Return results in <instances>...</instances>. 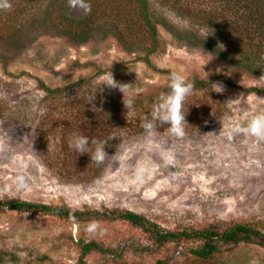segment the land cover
Segmentation results:
<instances>
[{
  "label": "rangeland",
  "instance_id": "374dc122",
  "mask_svg": "<svg viewBox=\"0 0 264 264\" xmlns=\"http://www.w3.org/2000/svg\"><path fill=\"white\" fill-rule=\"evenodd\" d=\"M148 2L157 18L181 31L190 29L188 21L170 9L169 1ZM157 28L166 47L151 56V66L139 60L140 53L126 52L116 37L101 33L76 42L26 25L16 38L0 39V53L6 57L5 65L0 62V185L14 183L17 174L25 175L29 184L22 195H0V199L71 209L131 210L167 230L249 223L264 232V140L244 133L231 139L222 135L232 123H247L253 114L264 113V94L244 93L236 86L264 88V82L207 51L176 42L161 25ZM200 66L208 72L207 78ZM160 69L180 71L190 80H211L222 74L236 86L215 82L223 85V91H215L213 84L212 90L199 91L194 97L203 105L215 102L222 109L214 120H205L200 131L188 130L177 138L145 130L126 141L100 174L80 178L66 174L60 160L50 157V150L62 151L63 140L70 137L58 131L60 121L67 120L77 107L70 99L77 96L95 107L102 92L121 100L124 95L153 102L161 91H167L168 77ZM108 71L119 83L120 73L131 83L124 94L102 82ZM82 78L86 79L83 85L61 91L57 98H45L39 85L63 88ZM165 149L172 153L174 163H165ZM140 166L144 171L138 176ZM92 224L96 229L89 231ZM79 239H95L123 251L117 259L91 253L85 258L87 264L157 261L156 255L132 252L133 246L150 241L142 229L124 220L66 221L0 210V252L7 253L4 258H16V263L3 264H77ZM191 244L197 242L183 243L173 264H264V248L256 243L223 247L219 255L204 261L189 254ZM173 251L169 245L158 257L171 258L176 254Z\"/></svg>",
  "mask_w": 264,
  "mask_h": 264
},
{
  "label": "trees",
  "instance_id": "16d2710c",
  "mask_svg": "<svg viewBox=\"0 0 264 264\" xmlns=\"http://www.w3.org/2000/svg\"><path fill=\"white\" fill-rule=\"evenodd\" d=\"M167 1L170 2L172 11L188 21L189 30L181 31L168 20L157 18L152 13L148 0H91L92 10L88 13L70 7L69 0H10V8L0 9V39L16 38L17 31L24 30L26 25L30 28L35 26L36 29H46L52 34L76 42H85L101 33L104 37H116L126 52L140 53L139 60L151 66V56L164 52L166 47V42L160 38L157 28L161 25L176 42L207 51L229 67H236L264 82V60L260 59L264 55V0ZM206 31L210 33L203 39ZM0 62L4 65L6 63V57L2 53ZM159 71L168 77L170 70ZM123 74L128 77V73ZM85 80L79 79L63 88H50L43 83L39 85L45 98H57L62 95L61 91L81 85ZM118 80L131 86L126 78H121V73L118 74ZM192 81L194 89L184 101L187 111L185 132L200 131L205 120H214L222 113L221 107L215 102H206L203 105L201 101L195 100L194 97L199 95V91L212 90L215 82L236 86L222 74L215 75L211 80L193 78ZM236 87L244 93L264 94V88ZM76 97L70 101L77 107L70 112V117H66L67 120L60 121L58 131L70 137L74 132L87 135L90 138V147H94L91 145L93 139L114 136L105 146L109 156L102 163H97L90 159L91 153L79 154L71 149L68 145L69 137L66 141L63 140L65 146L62 151L49 149L50 157L60 160L66 174L79 178L95 176L102 172L107 162L126 141L145 131L142 122L145 114L150 112L152 102L145 103L136 98L133 108L127 110L123 100L111 94L106 96L101 92L95 107ZM166 127V124L161 126L157 122L154 130L167 134ZM47 137H50V131ZM5 209L19 213L52 215L66 221H127L142 229L150 241L148 245L133 246L132 252L138 255H156L155 264H173L174 257L180 254V247L186 242H197V245H190L188 252L193 258L202 261L213 259L222 252L223 247L256 243L264 248V232L249 223H235L224 228L209 225L198 229L167 230L144 215L116 208L71 209L66 205L0 199V210ZM169 245L174 246L173 254H176L171 258H159L160 251ZM77 246L80 249L77 264H87L85 258L91 253L116 259L123 254L117 247L104 246L95 239H79ZM6 255L7 253L0 252V264L6 261L16 263L14 256L4 258Z\"/></svg>",
  "mask_w": 264,
  "mask_h": 264
},
{
  "label": "clouds",
  "instance_id": "9594fccd",
  "mask_svg": "<svg viewBox=\"0 0 264 264\" xmlns=\"http://www.w3.org/2000/svg\"><path fill=\"white\" fill-rule=\"evenodd\" d=\"M69 6L78 8L85 13L91 12L92 10L91 0H69ZM10 7V0H0V9H7ZM209 33L210 32L207 31L204 32L203 39ZM260 59L264 60V55H262ZM201 71L206 74L207 78L208 72L204 71L202 67ZM167 75V91H161L153 100L150 112L145 114V118L142 122V127L149 133H151L154 130L156 123L159 122L161 126L165 124L167 125V132L171 136L183 138L186 135L184 126L185 124H187L185 120L187 111H185L184 101L192 93L194 89V82L188 79L185 74L177 70H170ZM102 82L108 86L118 88L123 94L125 87L130 86V84L128 83H119L118 81H116L112 77L110 71H108L107 79ZM214 84L216 86L215 91H223L222 84ZM97 89L92 93V99ZM123 104L127 110L132 109L135 104V98L128 97L125 99L123 95ZM239 133L247 134L249 136L257 138L258 140H264V113L253 114L247 120V123H232L229 127L224 129L222 135L227 137L228 139H231L234 137V135ZM26 136L27 135H25L24 137ZM112 137L114 136H110L105 139H93L91 140V145L94 147H90V138L87 135H83L79 132H74L68 140V145L71 149L79 154L87 153L89 155V153H91V155H89L91 160H94L97 163H102L106 159V157L109 156L105 151V146L107 141ZM165 163H174L172 153L167 149H165ZM143 171V166L138 167L137 175L139 176ZM28 188L29 184L25 175L17 174L14 177V183L0 185V195L11 194L10 198H15L22 195ZM95 229V224L89 226V231H94Z\"/></svg>",
  "mask_w": 264,
  "mask_h": 264
}]
</instances>
